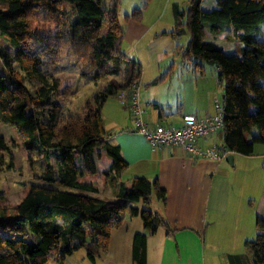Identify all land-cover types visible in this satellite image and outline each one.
Wrapping results in <instances>:
<instances>
[{
    "label": "trees",
    "instance_id": "1",
    "mask_svg": "<svg viewBox=\"0 0 264 264\" xmlns=\"http://www.w3.org/2000/svg\"><path fill=\"white\" fill-rule=\"evenodd\" d=\"M150 1L142 0L126 18L140 20ZM201 3L189 0L186 14L175 13L172 34H190L179 55L196 68L200 61L216 66L224 95V125L218 136L229 154L252 155L257 143L264 144V40L259 39L264 34V0H216L210 9ZM119 4L120 0H0V59L5 67L0 73V122L20 135L31 166L35 152L46 163L42 182L24 183V196L15 207L2 204L0 197V264H62L67 255L83 247L95 262L107 251L111 231L122 224L125 214L140 216L144 222L145 233L134 237L133 260L146 264L147 236L161 226L171 232L161 215L132 205L150 204L153 195L164 203L166 192L157 179L119 180L128 162L103 127L106 101L123 91L129 92L130 99L132 84L140 82L142 75L140 64L118 47L122 38ZM63 5L71 6L75 15L69 35L60 32L54 40L51 32L41 28L48 22L65 24L69 15L62 11ZM43 10L44 23L39 24L36 17ZM206 30L212 39L205 38ZM217 38H236L239 44L224 49ZM69 44L78 58L90 56L94 61L95 83L111 79L105 90L86 103L82 118L70 115L60 120V83L53 67ZM13 63L28 80L38 83L34 93L26 89ZM125 72L126 79L119 83L116 77ZM5 153L12 155V150L0 134V166L17 168L13 158L6 161ZM97 179L106 186L118 185L117 197H98ZM256 228V238L246 241V247L255 264H264L263 212L257 213Z\"/></svg>",
    "mask_w": 264,
    "mask_h": 264
},
{
    "label": "crops",
    "instance_id": "2",
    "mask_svg": "<svg viewBox=\"0 0 264 264\" xmlns=\"http://www.w3.org/2000/svg\"><path fill=\"white\" fill-rule=\"evenodd\" d=\"M140 37L138 34L133 39ZM205 63L200 61L198 68L194 66L193 70H189L193 64L190 61L183 64L184 69L177 68L176 72L175 68L166 79V86L165 83L158 85L151 81L142 84L140 78L142 119L153 126H178L185 113H194L198 118L215 115L216 100L221 102L218 83L215 81L214 84L212 77L208 81ZM212 66L217 74L216 66ZM173 78L178 81L174 83ZM107 85L105 82L97 94ZM128 96V91L113 96L117 101L106 109L108 99L102 109V122L109 133V141L121 147L128 162L119 180L133 177L157 179L166 192L164 203L155 195L151 197L150 204L143 201L132 203L140 210L148 208L161 215L171 229L168 232L161 226L156 233L147 236L146 264H255L246 241L256 238L257 213H264V145L255 146L252 155L233 153V166L226 161L229 153L221 160L191 158L179 147L153 146L136 131ZM111 111L114 117H110ZM202 144L205 147L223 146L218 134ZM254 158H261V161L246 169L253 167L254 172L263 174V187L256 196L236 194L233 173L239 175L241 163ZM94 183L98 197H117L118 185L106 186L101 179ZM58 222L63 224L64 220L60 218ZM138 233H145L142 218L125 214L122 224L111 231L107 251L101 252L96 259L105 264H134L133 242Z\"/></svg>",
    "mask_w": 264,
    "mask_h": 264
},
{
    "label": "rangeland",
    "instance_id": "3",
    "mask_svg": "<svg viewBox=\"0 0 264 264\" xmlns=\"http://www.w3.org/2000/svg\"><path fill=\"white\" fill-rule=\"evenodd\" d=\"M142 4V0H120V4L117 10V17L122 29V38L118 44L119 50L132 61H136L140 64L142 70V84L145 82H157L158 85H168L166 79L172 75L173 70L177 72V68L184 69L187 61H182L179 53L186 49L189 41L190 34L186 32L181 36H175L172 31L175 29L176 24V11L187 13L189 8V0H151L147 8L143 11L140 20L127 19L126 15H130L135 8H138ZM202 6L206 9L214 8L216 6V0H202ZM62 11L68 13L65 24H56L55 22L44 23V16L46 11L43 10L36 17L37 22L42 24V31L51 32V36L57 39V35L61 32L65 35H69V23L75 15V10L69 5H63ZM186 17L183 18V22ZM141 29H140V28ZM138 29L140 31L138 32ZM141 36L139 39H133L135 35ZM205 38L212 39L213 36L207 30L205 31ZM261 41L264 40V34L259 37ZM216 41L224 49L232 48L239 44L236 38H217ZM10 53H14V49L8 44H5ZM202 62V61H201ZM206 65V77L210 81L211 77L216 83V70L214 66L205 63ZM13 67L19 70L20 78L28 91L34 93L38 83L36 81H30L20 70L17 63H13ZM57 70L56 78L59 81L60 95L57 98V102L61 106L60 120L67 118L70 115H74L77 118H82L85 112L86 103L91 102L97 92L101 90L106 80H103L100 85L95 83L93 75L95 72V63L90 56L84 59L78 58L74 54L71 44L64 47L61 50L60 61L54 65L53 69ZM188 68V67H187ZM194 66H189V70H193ZM5 71L4 63L0 59V73ZM176 74V73H174ZM127 73L116 77L119 83H123L126 79ZM174 83L178 81L177 78H173ZM168 80V79H167ZM165 81V82H164ZM163 86V87H164ZM218 97L222 101L223 89L218 83ZM144 85H142V89ZM116 99L110 97L107 101L108 109L110 104ZM117 101V100H116ZM84 102V104H83ZM82 105V106H81ZM81 106V107H80ZM112 107V104H111ZM83 109V111H82ZM110 109V108H109ZM81 110V111H80ZM110 117H114V112H109ZM253 132L257 134V130L253 129ZM0 134L5 138L10 145L12 155L4 154L6 161L9 162L13 158L17 168L9 170L6 166H0V197H3L2 204L15 207L23 198L24 190L22 185L24 183H41V174L44 171L46 165L44 157L40 153L32 154L31 166L29 160V153L23 147L22 138L16 132L15 128L9 125H5L0 122ZM15 142L13 145L12 142ZM264 145L257 143L255 146ZM261 161V158H254L250 161H244L241 163L240 169H238L239 175L233 173L236 179L235 193L247 195H257L260 192V187H263L262 177L263 174H257L253 171V167L247 171L248 166H252L254 163ZM257 165V164H255ZM49 264H56L49 263ZM62 264H105L100 259H96V263L89 260L87 256V249L85 247L74 251L72 254L67 255Z\"/></svg>",
    "mask_w": 264,
    "mask_h": 264
},
{
    "label": "built area",
    "instance_id": "4",
    "mask_svg": "<svg viewBox=\"0 0 264 264\" xmlns=\"http://www.w3.org/2000/svg\"><path fill=\"white\" fill-rule=\"evenodd\" d=\"M140 87V82L135 80L131 87L129 109L135 119L136 131L151 145L179 147L191 158L207 157L221 160L228 154L223 146L201 145L223 129L222 105L219 100H216L217 112L213 116L198 118L194 113H185L181 116L178 126L173 124L153 126L142 119L144 110L139 104Z\"/></svg>",
    "mask_w": 264,
    "mask_h": 264
},
{
    "label": "water",
    "instance_id": "5",
    "mask_svg": "<svg viewBox=\"0 0 264 264\" xmlns=\"http://www.w3.org/2000/svg\"><path fill=\"white\" fill-rule=\"evenodd\" d=\"M222 97H224V95H222ZM226 161L227 163H229L231 166H233L234 161H233V153H230L226 156Z\"/></svg>",
    "mask_w": 264,
    "mask_h": 264
}]
</instances>
